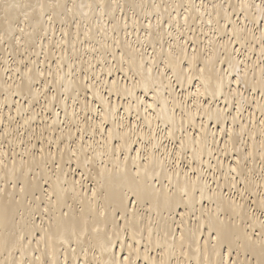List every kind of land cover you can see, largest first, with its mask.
<instances>
[{"label": "bare ground", "instance_id": "bare-ground-1", "mask_svg": "<svg viewBox=\"0 0 264 264\" xmlns=\"http://www.w3.org/2000/svg\"><path fill=\"white\" fill-rule=\"evenodd\" d=\"M0 264H264V0H0Z\"/></svg>", "mask_w": 264, "mask_h": 264}]
</instances>
